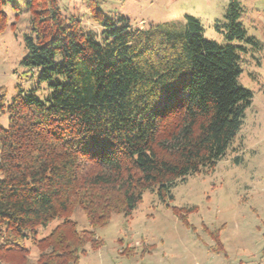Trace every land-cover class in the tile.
Returning a JSON list of instances; mask_svg holds the SVG:
<instances>
[{
    "label": "trees",
    "instance_id": "1",
    "mask_svg": "<svg viewBox=\"0 0 264 264\" xmlns=\"http://www.w3.org/2000/svg\"><path fill=\"white\" fill-rule=\"evenodd\" d=\"M100 40L81 20L65 18L58 0H26L28 33L21 65L55 81L39 101L18 93L5 104L0 89V259L3 264H77L84 247L103 244L79 230V208L92 227L113 214L130 217L145 191L160 200L188 175L212 172L236 138L252 94L239 86V51L245 38L235 0L226 15V45L203 36L199 21L131 29L127 19L105 16V0H83ZM18 14L15 0H0ZM238 162V158L234 159ZM185 225L192 209L170 207ZM59 223L37 238V230ZM216 237V234L214 235ZM218 236V235H217ZM38 250L28 261L25 243ZM216 251L222 250L220 243ZM264 258V246L262 258Z\"/></svg>",
    "mask_w": 264,
    "mask_h": 264
},
{
    "label": "rangeland",
    "instance_id": "2",
    "mask_svg": "<svg viewBox=\"0 0 264 264\" xmlns=\"http://www.w3.org/2000/svg\"><path fill=\"white\" fill-rule=\"evenodd\" d=\"M26 0H15L16 14L4 8L6 30L0 34V89L5 104L20 93L44 101L54 94L55 81H41L40 69L21 65L25 55L23 35L28 33ZM231 0H105L99 6L105 16L127 19L129 28L147 30L164 23L182 25L185 16L196 18L207 40L226 45V15ZM238 22L246 39L232 42L239 51V86L252 94L241 128L214 170L188 175L170 190V207L192 209L188 225L160 200L157 189L145 191L130 217L113 214L103 227H92L76 208L70 219L79 230L92 231L103 244L85 254L77 264H264V0H235ZM65 18L76 17L86 32L100 40L102 28L90 18L83 0H58ZM6 128L8 114L0 113ZM238 158L236 163L234 159ZM59 223L54 220L37 230V238L47 236ZM216 234V237L214 236ZM218 235V236H217ZM220 243L222 250L216 251ZM28 261L39 256L37 248L26 242ZM2 262V260L0 259ZM0 264H3L1 263Z\"/></svg>",
    "mask_w": 264,
    "mask_h": 264
}]
</instances>
